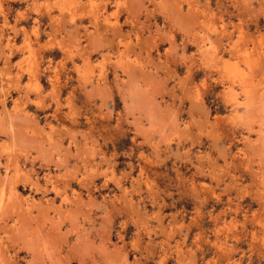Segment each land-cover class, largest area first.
<instances>
[{
    "label": "rangeland",
    "instance_id": "1",
    "mask_svg": "<svg viewBox=\"0 0 264 264\" xmlns=\"http://www.w3.org/2000/svg\"><path fill=\"white\" fill-rule=\"evenodd\" d=\"M0 264H264V0H0Z\"/></svg>",
    "mask_w": 264,
    "mask_h": 264
},
{
    "label": "bare ground",
    "instance_id": "2",
    "mask_svg": "<svg viewBox=\"0 0 264 264\" xmlns=\"http://www.w3.org/2000/svg\"><path fill=\"white\" fill-rule=\"evenodd\" d=\"M210 43V42H209ZM240 43V42H239ZM209 51V50H208ZM232 52V51H231ZM210 53V52H209ZM204 57V56H203ZM214 58L216 57V56H213ZM214 61H216V60H214ZM219 63V62H218ZM221 69V68H220ZM229 82H230V80H229Z\"/></svg>",
    "mask_w": 264,
    "mask_h": 264
}]
</instances>
